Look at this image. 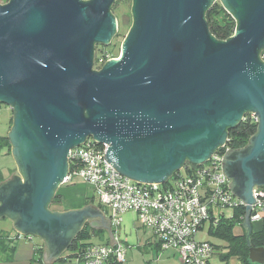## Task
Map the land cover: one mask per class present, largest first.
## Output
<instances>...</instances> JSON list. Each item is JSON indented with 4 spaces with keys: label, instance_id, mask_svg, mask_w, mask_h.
<instances>
[{
    "label": "water",
    "instance_id": "1",
    "mask_svg": "<svg viewBox=\"0 0 264 264\" xmlns=\"http://www.w3.org/2000/svg\"><path fill=\"white\" fill-rule=\"evenodd\" d=\"M116 0H7L0 3V104L12 111L6 137L21 174L0 181V216L21 235L40 237L56 257L88 221L109 218L93 204L57 211L50 203L69 171V150L88 138L137 183L164 184L187 160L206 162L227 129L256 115L245 146L227 150L223 173L244 202L241 226L251 263L254 187H264V0H219L236 20L216 39L205 11L216 0H131L132 22L117 57L93 67L118 24Z\"/></svg>",
    "mask_w": 264,
    "mask_h": 264
},
{
    "label": "built area",
    "instance_id": "2",
    "mask_svg": "<svg viewBox=\"0 0 264 264\" xmlns=\"http://www.w3.org/2000/svg\"><path fill=\"white\" fill-rule=\"evenodd\" d=\"M108 59L96 60L99 69ZM255 121L256 115L247 113ZM245 114V115H247ZM244 115V116H245ZM244 118V117H243ZM225 144L218 147H224ZM107 144L94 142L92 138L69 150V171L62 184L81 178L91 185L101 206L111 211L110 222L118 226L121 215L135 214V221L150 230L153 242L160 249L174 251L183 264H209L215 246L207 240L197 239L198 232L215 226L222 216L221 209L244 206V202L232 194L222 170L223 155L216 151L210 158L185 172L177 171L164 184L137 183L112 167L104 158ZM228 149L226 148L225 152ZM71 165V168H70ZM257 202L251 204L250 221H257L264 214V189L254 187ZM115 232V231H114ZM116 243H92L74 258L76 264H110L125 261V247L115 233Z\"/></svg>",
    "mask_w": 264,
    "mask_h": 264
},
{
    "label": "trees",
    "instance_id": "3",
    "mask_svg": "<svg viewBox=\"0 0 264 264\" xmlns=\"http://www.w3.org/2000/svg\"><path fill=\"white\" fill-rule=\"evenodd\" d=\"M7 1V0H5ZM119 0H116L111 6V11L113 6L117 4ZM205 19L207 22L209 32L218 40H226L230 36H232L234 29L236 27V20L232 17V15L227 12L219 0L214 1L208 9L205 11ZM97 45L94 48V61L93 67L96 68V60L100 56H106L107 58L117 57L118 53L111 54L108 49H100V53L96 54ZM259 57L262 61H264V47L259 50ZM1 107V104H0ZM12 122V118H11ZM257 122L249 116V114L245 115L244 118L238 122L234 127H230L227 129V140L224 147L220 149H216V152L220 155L225 153L226 148L229 150L238 149L246 145L250 136H252L256 132ZM2 148H6L9 152L10 143L6 136H0V150ZM196 165H193L189 161H185L182 165L183 170L185 172L194 168ZM71 168V165H70ZM177 174V171L172 173L169 178H173ZM3 179V175L0 170V181ZM264 189V187H262ZM61 203V194L56 192L54 195L51 205H59ZM98 205H100L98 203ZM245 213L244 206H237L233 209L231 216L226 217L222 215L217 224L210 229V233L213 235H217L224 239L225 247L227 248V252L219 253L220 259L224 262L228 261L229 257L235 256L237 257L240 264H254L251 263L248 258V250L249 247L246 243L245 231L243 230L241 233H234L233 229L235 225L241 224L243 221V216ZM99 230H95L92 226L86 223L79 233L75 236L72 242L69 245V255L65 257H60L58 262H65L66 260L74 258L80 255L86 248V246L94 243L92 241L93 236H98L102 239ZM13 236H10L8 232L1 231L0 232V259L5 261H11L13 259V252L15 248V242ZM250 246H264V220L262 221V226L259 230L252 231L250 234ZM218 247V245L216 246ZM219 248V247H218ZM41 248L36 249V255L31 259L30 264H44L42 262V256L40 252ZM110 264H121L116 261H111Z\"/></svg>",
    "mask_w": 264,
    "mask_h": 264
},
{
    "label": "crops",
    "instance_id": "4",
    "mask_svg": "<svg viewBox=\"0 0 264 264\" xmlns=\"http://www.w3.org/2000/svg\"><path fill=\"white\" fill-rule=\"evenodd\" d=\"M1 112H2V109L0 107V136H6L12 124L11 122L12 116L9 118H5L3 117ZM4 150H5V154L11 156L10 150L9 152L7 151L6 148H4ZM15 168L16 170L13 171V168L9 167L7 170V173H4L3 168L0 167L1 173L3 175L2 180H5L8 177H11L12 175H15V174L20 176L21 178V174L17 170L16 165H15ZM58 193L61 194V203L57 205V207L59 206L58 208L53 209V210L62 212L66 210L80 209L86 204H93L94 206L100 209V211L105 217H108V215H106V213L104 212L102 206L98 205L95 198L93 197V189L91 185L81 178H75L71 183L61 185L59 187ZM74 204L76 205L73 206ZM223 215L225 214L223 213ZM0 220H2L0 221L2 222V225H0V232L1 231L8 232L10 236L15 237L13 241L15 242L13 259L11 261H5V260L0 259V264H30L31 259L34 256H37L35 252L37 248L38 249L41 248L40 252L42 256V262L44 264H64L66 262H73V264H76L73 258L69 259V261L66 260L65 262L57 263L60 257L62 256L65 257L66 255H69L70 251L64 256L65 251L66 250L68 251L69 247L68 248L65 247L62 251L59 252V254L56 257H52L50 261L46 262L45 260L48 258V248L46 247L45 243L40 237H37L40 239V241H36L35 239H33V236L21 235L19 232H17L16 229H14L13 221L10 218H8L6 215H1ZM263 220H264V214L260 220L255 221L256 223H258L257 226L254 227V224H253L254 222H251L252 231L259 230L262 226ZM86 223L90 225L88 221H85L84 225ZM109 226H110L111 234L113 236V232L115 229L112 228L113 225L111 224L110 219H109ZM133 226L135 229V232H133V239L136 241L138 251L133 250V249H127L131 245L129 242V239L131 238L132 234L127 235L124 240H121L119 238V241L125 247V256L128 254V260L124 261V263L122 264H183V262L177 257V255H175L174 251L170 249L164 250V251L161 250L160 247L157 245V243L153 242L152 234L150 230H148L145 227H141L135 221V219H133ZM93 228L95 230H99L102 236L101 240H99L98 242H94V243L110 242V236L106 228H98V227H93ZM210 229L211 228L208 229L209 233H210ZM241 229L242 231L244 230L242 226H241ZM212 244L215 246L216 250L211 255L209 259V264H211V258L213 257V255H215L216 253H221L219 250L220 248L216 247L217 246L216 244L214 243ZM141 248L144 249V252L140 251ZM44 254H46L45 260H44ZM237 264H240L238 259H237Z\"/></svg>",
    "mask_w": 264,
    "mask_h": 264
},
{
    "label": "rangeland",
    "instance_id": "5",
    "mask_svg": "<svg viewBox=\"0 0 264 264\" xmlns=\"http://www.w3.org/2000/svg\"><path fill=\"white\" fill-rule=\"evenodd\" d=\"M5 2H6L5 0H0L1 4L5 3ZM131 4H132L131 0H119L117 2V4H115L113 6L112 13L116 17L117 24H118L117 32L113 36V38L111 39V42L109 45H107V46H98L97 45L96 54L100 53L99 52L100 49H108V50L110 49L109 52L111 54L118 53V56H119L121 41L125 37L128 29L131 26V22H132ZM1 109H2L1 114L3 115V117L9 118L12 116V111L8 106L2 104ZM0 167L3 168L4 173H7V170L9 167L13 168V171L16 170L12 156L5 154L4 148L0 152ZM62 185H65V184H62ZM58 191H59V188H58L57 192ZM93 197L95 198L96 202L99 203L97 196L94 194V191H93ZM75 205L76 204H74L73 206H75ZM58 207H57V205H51L50 209H56ZM102 208H103L104 212L106 213V215H108V217H109L111 214V211L109 210V208H107L104 205L102 206ZM232 211H233V208H231V207H225V208L221 209V212H223L225 214L224 216H226V217L231 216ZM121 217H122V221L118 226L113 224L112 228L115 229L114 230L115 232H113V234L115 233L117 238L118 239L120 238L121 240H124L127 235L132 234L131 238L129 239V242L131 245L127 249H133V250L138 251L136 241L133 239V232H135V229L133 226V219H135V214L133 212H126V213H123L121 215ZM0 221H2V220H0ZM253 222H254L253 223L254 227L258 225V223H256L255 221H253ZM0 225H2V222H0ZM207 226H208V223L205 224L204 229L202 231L198 232L197 239L208 240V241L218 245L221 253L227 252V248L225 247L226 242L224 241V239L217 236V235H213V234L209 233ZM233 231L236 234L241 233L242 232L241 226L239 224L235 225ZM33 239H35L36 241H40V239L37 238L36 236H33ZM99 240H101V238L98 236L92 237L93 242H98ZM161 250L164 251L165 249H161ZM140 251L144 252V249L141 248ZM68 252H69V250L68 251L66 250L64 253V256ZM126 260H128V254L125 256V261ZM64 264H73V262H66ZM211 264H237V258L235 256H231V257H229L228 261L224 262L223 260L220 259L219 253H216L211 258Z\"/></svg>",
    "mask_w": 264,
    "mask_h": 264
}]
</instances>
